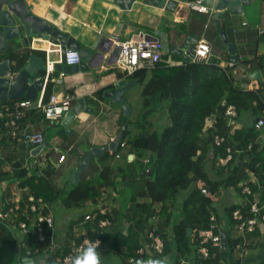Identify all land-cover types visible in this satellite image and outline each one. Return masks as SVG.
<instances>
[{
    "label": "crops",
    "instance_id": "crops-1",
    "mask_svg": "<svg viewBox=\"0 0 264 264\" xmlns=\"http://www.w3.org/2000/svg\"><path fill=\"white\" fill-rule=\"evenodd\" d=\"M188 1L191 0H186V2ZM26 2L31 12L54 23L63 32L68 33L69 38H73L86 48L93 46L100 33L111 35L115 39L114 41L126 40L140 34L147 37L148 35L157 37L164 44L165 58L163 55V61L165 59L168 66L186 64L183 56L177 50L173 51L172 48L185 49L186 45L190 43L189 41H196L197 39L208 41L209 31L212 36L214 32H221V36L224 39L222 32H225V37L228 41L234 43L237 47L238 62L236 64L232 63L225 39L226 46H223L214 36L213 38L217 43L216 46H212L210 61L217 62L221 67L229 66V63L235 65L234 71L237 72V78L242 79V87L246 89L244 84H247V88H258V86H261L259 91H257L258 96L259 92L264 95V67L263 69L259 68L262 73V81L261 79L256 81L249 77L252 71L258 69L254 67L255 62L259 63V57H264V0H249V3L243 6L241 12L227 15L221 13L219 19L214 18L216 0L205 1L209 8L208 12L197 11L189 8L187 3H184L186 5L185 9L177 13L146 4L145 0H135L129 10L124 9L119 3L109 0H26ZM213 19L216 21L215 27L219 29L218 31L211 28ZM183 42L184 45L182 47L181 44ZM18 45V48L8 46L5 51L0 52V56L3 59L9 58L14 62L10 75L16 74L17 67H22L33 54L40 56L45 64L48 60L60 59V53L56 50L58 48L53 50L48 43L43 41H35L29 37L27 44L19 42ZM43 47H47V51L49 49L52 50L48 56L41 49ZM246 59L252 62L244 65L243 62ZM66 71L67 74L63 78L60 76L59 71L56 70L49 79L50 81L45 85L46 72L45 69L40 70L34 78L35 80L43 79L45 88L38 92L37 99L40 98L44 103H48L53 94L74 92L77 98L85 99L86 109L80 111L75 120L68 124V127L62 125L63 119L60 123L54 124L45 120L41 111H29V130H40L46 133L45 141H48V148H44L47 149L46 151L42 150L41 158L30 155L34 146H29L28 143L22 142L21 139L10 140L6 131L0 128V169L11 172L15 169L14 166L17 163L24 166L28 165L30 169L38 164L44 172L52 171L51 182L59 191H65L71 187L69 182H72V174L77 170L90 150L113 143L114 138L121 130L125 115L122 105L105 95L107 91L115 89L117 83L125 78V75L118 70L116 58L111 53L98 56L89 69L74 70L72 73L69 72V69ZM151 75L149 72L148 77ZM247 79L250 80L247 81ZM137 83L144 85L147 80L139 82V79L136 78ZM133 86L125 93L129 105L130 100L134 99ZM128 118L130 120V115L127 116V121ZM134 118L139 119V116L134 115ZM258 118L247 112L231 121L230 147H232L234 154H239L238 162L240 163L233 166L231 175L221 180L227 189V193L222 195V200L215 201L214 205L219 212H221L219 209L224 207L223 203L226 204L228 201L234 204L248 201V197L238 193L232 185L236 176L240 179L242 178L241 183L244 182L242 176L245 173L247 174V180L257 181L254 173L247 171L242 163L249 161L252 155L254 156L256 153H250L247 150L249 142H255L259 145V148L264 147V128L259 130L255 125ZM136 120L131 118L130 129L133 134L140 131ZM60 126H63L64 130H61ZM240 133L242 137L238 138ZM108 151L111 154L113 152L111 150ZM130 152L129 147L126 145L118 152L120 157L113 158L111 164L115 167L117 164H121L119 162L121 159L126 161L128 156L129 162H126L134 167L136 164L130 162L135 159L136 153ZM61 155L66 156L63 162H59ZM33 157L39 161L32 163L31 159ZM101 165L102 162L99 156H92L80 173L79 180L93 177L100 170ZM116 172V170L113 171V174ZM114 179L119 184L122 183L123 177L119 174ZM16 180L7 179L0 182V210L5 208L9 200L21 197L20 191L16 188ZM125 184L133 185L134 189L138 190L142 182L141 179L135 177L130 179L128 177ZM88 202L93 205L92 208L87 207ZM132 204L133 202L129 203L128 206ZM49 206L54 220V228L53 230L46 229V232H49L47 240L49 242L46 245L38 243L33 235H31L32 237L30 236L29 240H26L29 235L25 236V234H22L10 222L0 220V264H57L70 246L76 244L84 236L90 237L86 220L84 219L86 214H94L99 209H104L110 213L114 212V210L122 209L120 200L113 197L109 191L101 197L99 202L91 200L75 206H67L60 200L49 204ZM75 207H83L84 211L73 215L71 210ZM7 229H10L15 234L14 237H11L16 239L17 242V250L14 253L12 249L13 254L7 248V244L11 245ZM257 229L261 232L260 237L248 235L247 244L245 243L246 247L242 250L243 254H239L234 248L230 256L232 262L226 261L227 259H222L221 261L225 262V264H262L264 260V224ZM121 230L122 232H127V224H124V221L119 219L118 223H114L110 228H107L108 236L104 237L106 239L104 242L100 237L102 243L99 250L101 251L104 264H115L113 258H119L112 240L115 233ZM232 236L234 235L232 234ZM31 244L35 247L33 248ZM4 245L6 246L4 247ZM38 247H40V252L35 253L34 250ZM4 248L12 255L13 262L5 261V257L2 255V249ZM28 250L33 251L32 255H27L26 252ZM193 254L195 253L190 256H183L178 252L162 254L148 252L143 260L156 258L165 259L168 264H178V261H180V264L184 262L198 264Z\"/></svg>",
    "mask_w": 264,
    "mask_h": 264
},
{
    "label": "trees",
    "instance_id": "trees-1",
    "mask_svg": "<svg viewBox=\"0 0 264 264\" xmlns=\"http://www.w3.org/2000/svg\"><path fill=\"white\" fill-rule=\"evenodd\" d=\"M165 61L162 60L154 69L140 70L133 77L138 78L139 82L147 80L143 91L144 111L140 118L147 120L150 114L160 111L166 101L165 109L169 113L170 124L160 132L156 129L147 131L145 129L148 128L149 122L141 123L137 119L140 131L133 134L130 129L131 120L128 118V128L124 131L122 141L126 142L131 152L136 153L134 160H137L142 169L141 187L135 190L132 198L134 203L127 206L126 210L118 209L111 213H101L97 210L94 220H86L88 235L91 239L101 237L104 242L108 233H100L99 220L109 217L114 223H118V220L122 219L124 224H127V232L121 230L115 233L112 240L121 259L120 264H136L138 260L144 259L138 250L150 242L149 232L154 228L165 239L163 253L178 252L183 256L195 253L193 255L198 264H225L222 259L232 262L230 256L238 244V239L231 237L232 228L238 223L233 219L234 210L243 207L245 212L244 205L247 206L255 200L261 205L264 204V147L259 148V145L255 144L250 152H256L255 155L242 163L247 171L254 173L257 181L247 180L245 173L242 176L243 183L242 178L238 176L232 182L238 193H242L244 185L250 186L252 194L242 193L248 197V201L245 204L228 201L224 205V214L214 205L215 201L222 200V195L227 193L221 180L231 175L233 166L240 162L237 153L233 154V159L226 165H221L220 159L227 156L232 119L247 112L254 117H261L264 113V95L259 92L258 96L259 90H245L241 85L242 79L237 78L234 73L235 65L231 63L221 67L214 61H186L185 65L168 66ZM249 62L252 61L246 59L243 63L246 65ZM259 63L255 62L254 67L263 69V56L259 57ZM149 72L152 74L150 77ZM230 104L237 110V116L232 119L226 115ZM28 115L23 125L28 123ZM217 135L225 138L220 145L215 142ZM241 137L242 134H238V138ZM121 150L122 146L119 144L112 154L107 150L97 155L102 162L97 174L80 179L77 184L69 182L71 187L65 191L57 190L51 182L52 171L44 172L38 164L30 169L28 165L17 163L11 172L0 169V182L17 179L16 188L20 191L22 209L17 212L15 223L25 219V210L30 212L27 208L29 195L42 197L49 204L62 200L67 206L91 200L99 202L109 189H117V180L114 179L116 175L120 174L123 177L121 182L124 183L128 178L121 164L115 167L111 164V160L116 158L114 155ZM144 157L150 158L149 167L143 163ZM128 160L127 156L126 161ZM208 165L211 168L219 165L212 177L207 170ZM147 168H150V171ZM115 170L117 172L113 174ZM203 188L207 193H203ZM182 191L186 193L181 195ZM11 201L12 199L9 200L10 203ZM9 202L6 203L7 206ZM44 212L48 213L49 209ZM212 215H215L217 223L224 226L227 232L228 249L212 248V253L217 251V257L203 259L198 254L199 230L210 226ZM189 227L192 228L191 236L188 235ZM46 233L49 236V232ZM260 233L257 229L249 235L260 237ZM29 238L30 235L26 240ZM81 241L82 238L77 243ZM132 257L135 258L134 263L129 261Z\"/></svg>",
    "mask_w": 264,
    "mask_h": 264
},
{
    "label": "built area",
    "instance_id": "built-area-1",
    "mask_svg": "<svg viewBox=\"0 0 264 264\" xmlns=\"http://www.w3.org/2000/svg\"><path fill=\"white\" fill-rule=\"evenodd\" d=\"M205 1L206 0H191L186 3L189 8L200 12H208L209 8L205 4ZM115 43V45L120 48L116 58L117 68L125 75V78H132L133 75L140 70L154 69L163 60L164 44L158 38H149L140 34L126 40H116ZM190 43H192V53H187L185 51L187 54L186 58H190L189 60H186L187 62H210L212 45L207 40L197 39L196 41H190ZM56 50L60 51V49ZM50 51L52 50L49 49L48 52ZM81 60V53L75 48H67L63 57L60 56L59 60H48L45 64V85L48 81H50L49 79L56 72V70H58L60 76L64 78L67 74L66 70H68L71 66L79 64ZM58 63H62L67 66L66 69L59 70L57 65ZM234 73L236 74L237 72L234 71ZM8 76L11 79L14 78V75L9 74ZM45 85L43 84L42 90H44ZM246 85L247 84H244V87L246 88L245 90H259L261 88V86H258V88H247ZM77 99L78 98L74 92H68L64 94L56 93L51 95L48 103H44L40 98L36 99V101H32L28 98L0 100V121L2 122L4 130H6L12 140L21 139L22 142L30 143L36 147L45 141L46 133L40 130L30 131V123L22 126L28 112L30 110H37L38 112L41 111L45 120L58 124L61 122L66 112L72 109ZM226 115L230 119L237 116V110L233 104H230L227 107ZM255 125L259 130L264 128V114L258 118ZM224 141L225 138L222 136L217 135L215 137V142L218 145ZM255 144L256 143L253 141L249 142L247 144V150L251 152L254 149ZM120 145L123 149L126 146V142L121 141ZM233 154L232 147H227V156L220 159L221 165L229 163V161L233 159ZM116 157H120V153L117 152ZM65 158V155H61L59 157V162H63ZM144 162L147 167H149L150 158L146 157ZM149 169L150 168H147L148 171H150ZM203 193H207L205 188H203ZM242 193L244 195L252 194V189L249 185H244ZM20 200L21 197L14 198L11 203L9 202L8 206L6 205L4 209H1L0 219L15 224L16 214L22 209ZM244 206L246 209L245 212H243L242 207L237 208L233 213V219L237 220L238 223L235 224L234 228H232L233 233H231V237H234V240L238 239V244L235 246V249L239 252V254H243L242 250L246 247L245 243L247 242V236L255 232L259 226L264 224V204L261 205L258 200H255L249 202L247 205L248 208L246 205ZM27 208L30 212L27 210L24 211L25 219L18 221V223H16L17 227L23 234H32L38 243H45L47 241L46 229L49 228L50 230H53L54 228V220L52 214L50 213V208L42 197L36 198L34 195H30L28 197ZM45 209H49V212L45 213ZM99 212L104 213L105 210L99 209ZM96 216L97 211L94 214H87L85 216V220H94ZM113 224L114 222L111 218H101L98 224L100 233L102 234L107 230V228L104 229L102 226L106 225L110 228ZM224 231V226L217 223L215 215L211 216V223L208 228L199 230L200 245L198 248V254L203 259L217 257V251L212 253V248H219L220 250L224 249L222 243V234ZM232 234L234 236H232ZM148 237L150 242L145 247H141L138 250V253L144 257L148 252L162 254L165 247L164 237L157 233L155 228L149 232ZM96 240H99L101 245L102 241L100 237L91 239L88 236H84L80 243L70 246L68 251L62 256L61 260L57 264H71V258L82 249L86 242ZM34 252H40V247L36 248ZM26 253L27 255H32L33 251L28 250ZM129 261L134 263L135 258L132 257Z\"/></svg>",
    "mask_w": 264,
    "mask_h": 264
},
{
    "label": "water",
    "instance_id": "water-1",
    "mask_svg": "<svg viewBox=\"0 0 264 264\" xmlns=\"http://www.w3.org/2000/svg\"><path fill=\"white\" fill-rule=\"evenodd\" d=\"M109 1L119 3L124 9L129 10L135 0ZM145 3L173 13H177L186 7L184 4L186 3V0H145ZM248 3L249 0H216V13L214 18L219 19L221 13H239L242 11L243 6ZM222 35L227 42L228 50L231 55V61L233 64H236L239 59L237 47L234 43L228 41L225 37V32H222ZM29 37L35 41L38 40L48 43L53 50L55 48L60 49L59 53L62 57L67 48H75L79 50L82 60L79 64L68 68L70 73L74 70L77 71L91 68L93 61H95L98 56H104L107 53H111L112 56L117 58L120 50V48L115 45V39H113L111 35L104 33H100L98 35L97 40L94 41L92 47H83L73 38H69V34L63 32L58 26L54 25V23L31 12L26 0H0V52L5 51L8 46L18 48L19 42L27 44ZM148 37L157 38L151 35H148ZM191 46L192 43H188L185 49H179L176 47L172 49L173 51L177 50L185 60H189L190 58H186V52L192 53ZM41 49L45 52L46 56H48L47 47H43ZM13 65L14 62L9 58L0 60V100L26 97L35 101L37 99L38 92H40L43 88V79L35 80L34 77L40 70L45 69L44 60L36 54L31 55L22 67H17L15 78L11 79L8 74L13 70ZM57 65L59 70H65L67 67L62 63H58ZM249 76L252 79L260 80L262 78L261 70L255 69L249 74ZM135 84L136 78H123L117 83L115 89H111L106 92V96H109L115 102L120 103L123 107L125 115L122 121L121 130L114 138L112 144L93 148L85 155L82 163L71 176L73 184H77L79 182L80 173L92 156L100 155L107 150L116 151L118 149V146L124 137V131L128 128L127 116L129 115L130 108L127 104L125 93ZM84 109H86L85 99L78 98L72 109L64 115L62 125L68 127V124L75 120L80 111ZM28 145L31 146L30 143H28ZM46 146H48V141L33 147L30 155L41 158V152ZM188 235H192L191 227L188 228ZM226 235L227 233L224 231L222 234V243L225 250L228 249ZM182 264L188 263L184 262Z\"/></svg>",
    "mask_w": 264,
    "mask_h": 264
},
{
    "label": "rangeland",
    "instance_id": "rangeland-1",
    "mask_svg": "<svg viewBox=\"0 0 264 264\" xmlns=\"http://www.w3.org/2000/svg\"><path fill=\"white\" fill-rule=\"evenodd\" d=\"M227 12H229V11H227ZM225 14L227 15L228 13H224L223 15H225ZM202 25H204V23H202ZM215 25H216V21L213 19L211 21V28H213L215 31H218L219 29L217 27H215ZM208 33H209L208 42L212 46H216V43H217V42H215L214 38L217 39V40H219V42H221V44H223V46H226V43L224 42V39L221 36V32H219V33H215L214 32L213 33L214 38L210 34V31ZM263 38H264V36H263ZM181 45L183 47L184 42ZM248 45H250V44H248ZM145 85H141V83H137V84H135L133 86L132 92L134 94V99L133 100H130V105L127 103L128 106H129V108H130V112H129L130 120H131V118L134 119V120H136L137 118H134V115H137V116H139V121L141 123H144L145 121L149 122L148 128H146L145 130L152 131V130H155L156 129L158 132H160L167 125L170 124L169 113H168L167 109H165L166 108V105H167V102L166 101L163 102L162 107L164 105V108L161 107V109H159L160 111H156L155 113L150 114L149 115V118L147 120L140 118V115H141L142 111H144V106H143L144 105L143 104V101H144V93H143V91H144ZM151 125H152V127H151ZM60 129L62 130L63 129V126H60ZM45 148H48V146L45 147ZM44 150L46 151L47 149H44ZM53 152H54V150H53ZM145 158L146 157H144L143 162H144ZM35 161H39V160L36 159L35 157H33L31 159V162L33 163ZM119 162L121 163V166L124 167V171L127 173L128 177L130 179L132 177L141 179V177H142L141 176L142 169L140 168L141 166L137 163V160H134V163L137 165V166H134V167L132 165L128 164L125 161V159H121ZM218 167H219V165L214 166L213 168H211L209 165L207 166V170L210 173L211 177L219 169ZM126 180H125V182H126ZM109 192L111 193V195L113 197H115V198H117V199L120 200L121 208L124 209V210H126V207L129 205V203L132 202V198H133V195L135 193V189H134L133 185H126L124 182H122V183H119L117 185V189L116 190L115 189H109ZM185 193H186V191H182L181 192V195H183ZM141 200H143V199H141ZM133 203H134V200H133ZM47 205L50 208L49 203H47ZM223 205H225V203H223ZM87 207L88 208H92L93 205L88 202L87 203ZM219 210L221 211V214H224V207L222 209L220 208ZM71 211H72V214L73 215H77L80 211H84V208L83 207H79V208L78 207H75ZM14 231H15V229H14ZM7 232H8L7 235L10 238L9 239V242H11V245L10 244H7V248H9L10 249V253L13 254L12 249H13L14 253L17 250V242H16V239L12 238V237H14L15 234L12 233L10 229H7ZM1 237L3 238L2 235H1ZM5 246L6 245H4V247ZM10 253L7 251L6 248L2 249V255L5 257L4 258L5 261H7L9 263L10 262H13V257H12V255ZM113 262L115 264L116 263L120 264L121 263V259L115 257V258H113Z\"/></svg>",
    "mask_w": 264,
    "mask_h": 264
},
{
    "label": "clouds",
    "instance_id": "clouds-1",
    "mask_svg": "<svg viewBox=\"0 0 264 264\" xmlns=\"http://www.w3.org/2000/svg\"><path fill=\"white\" fill-rule=\"evenodd\" d=\"M51 52V51H50ZM48 52V54L50 53ZM1 57V56H0ZM3 57L0 58V60H2ZM10 74V73H9ZM8 74V75H9ZM14 74V78H15ZM250 77V76H249ZM10 78V77H9ZM13 78V79H14ZM255 80V79H254ZM22 98V97H21ZM20 98V99H21ZM26 98V97H25ZM17 99V98H15ZM5 100H9L8 98ZM2 101V100H1ZM36 101V100H35ZM26 119V118H25ZM25 121V120H24ZM1 126L0 128L4 130L3 126H2V122L0 121ZM24 122L22 123L23 126ZM6 131V130H4ZM7 133V132H6ZM8 135V134H7ZM9 136V135H8ZM10 138V137H9ZM11 139V138H10ZM12 140V139H11ZM122 141V140H121ZM31 146H33L31 144ZM112 151V150H111ZM87 215V214H86ZM85 215V216H86ZM1 220V219H0ZM114 222V221H113ZM10 224H12L14 227L18 228L16 223H12L10 222ZM7 226V225H6ZM105 228H108L106 225L102 226ZM19 229V228H18ZM20 230V229H19ZM25 235H32V234H25ZM47 235V234H46ZM32 237V236H31ZM47 240H48V235H47ZM49 242V241H48ZM47 241L44 243V245H46ZM100 249V241L96 240V241H89L86 242L85 245L82 247V249L71 258V264H104V261L102 259V254ZM59 262V261H58ZM57 262V263H58ZM136 264H168V261L165 259H156V258H150L148 260H138L136 262Z\"/></svg>",
    "mask_w": 264,
    "mask_h": 264
},
{
    "label": "bare ground",
    "instance_id": "bare-ground-1",
    "mask_svg": "<svg viewBox=\"0 0 264 264\" xmlns=\"http://www.w3.org/2000/svg\"><path fill=\"white\" fill-rule=\"evenodd\" d=\"M167 13V12H166Z\"/></svg>",
    "mask_w": 264,
    "mask_h": 264
},
{
    "label": "flooded vegetation",
    "instance_id": "flooded-vegetation-1",
    "mask_svg": "<svg viewBox=\"0 0 264 264\" xmlns=\"http://www.w3.org/2000/svg\"><path fill=\"white\" fill-rule=\"evenodd\" d=\"M233 253V252H232Z\"/></svg>",
    "mask_w": 264,
    "mask_h": 264
}]
</instances>
